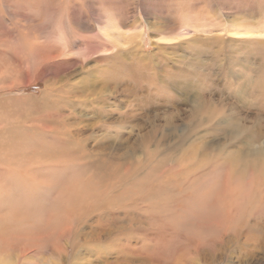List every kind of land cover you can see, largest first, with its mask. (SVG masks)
Returning <instances> with one entry per match:
<instances>
[{"label": "rangeland", "instance_id": "1", "mask_svg": "<svg viewBox=\"0 0 264 264\" xmlns=\"http://www.w3.org/2000/svg\"><path fill=\"white\" fill-rule=\"evenodd\" d=\"M263 26L264 0H0V264H264V35L234 32Z\"/></svg>", "mask_w": 264, "mask_h": 264}, {"label": "bare ground", "instance_id": "2", "mask_svg": "<svg viewBox=\"0 0 264 264\" xmlns=\"http://www.w3.org/2000/svg\"><path fill=\"white\" fill-rule=\"evenodd\" d=\"M115 27H116V25H115L114 21H108L106 26H105V28L103 29V33L100 36V39L103 40L102 43H100L98 40L92 41L93 43H91L92 45H91L90 50L92 52H94V53L100 52V51H104L106 53V52H109L110 50L114 49L115 47H117V44L113 42V35H115V31L113 29ZM237 29L238 30L234 31L235 33H237V35L239 33H241V35H244V36H251V35L263 36L264 35V26L260 27V28L259 27L258 28H248V27H246V28H237ZM61 38H60V36L58 37V39H60L61 42L64 44V42H63V40ZM258 45H259L258 54H259V61L260 62H259V66L257 68V73L259 75V80L258 81H259L260 84H258V83L254 84V86L251 87L252 88L251 92H254V93H255V91L260 92V94H259L260 100H261L262 105L264 106V98H263L264 97V39L262 41H259ZM53 53H51L52 56L54 55ZM110 72L111 71H109V73ZM103 83H104V86H106V87L108 85L116 86L118 84V79L115 78V77H112V78L108 77V79H104ZM83 84L84 83L81 82V85L83 86L84 89L85 88L86 89L89 88V85H83ZM73 92L79 93L80 92V88L79 87H74L73 90H70L69 93H73ZM262 95H263V97H262ZM55 102H56V104L60 103V105L62 103L59 100L54 101V103ZM73 107H74V109H76V106L71 105V108H73ZM56 108H58V107L56 106ZM263 110H264V108H263ZM209 121L213 122V124H214L215 118L213 116H211V117H209ZM211 128H212V125H211ZM213 129H214L215 133L217 134L218 133L217 130L215 128H213ZM62 132H63L64 137L66 138L65 150L70 152V153H72V152L76 153V156H78L81 159H84V157L86 158V160L88 159V162H86V163L89 164L90 166H92L94 168V170H96L98 173L102 174L104 177L110 178L113 175H118L120 177V179L122 180L125 177L126 178L127 177L128 178L131 177L132 175L130 173L134 174V173H136L138 171V168H139V165H140L139 161L133 160V161H128V163L122 164V163H120L118 161L116 162V161L111 160V158L110 159H106V158L92 159L95 155L92 156L91 155L92 153H89V152L86 151V148L83 145V143H85L84 140H82V141H84L83 143L80 142V141H74L73 140V136L69 135L70 131H68L66 129H63ZM231 133H235V132H231ZM254 138L251 140V142L254 143V144H252V148H253V154L256 155V159L254 161H252V162L247 163L246 170H253V172L254 171H258L259 174H260V173L264 172V147H262L261 143L258 142L257 139H254ZM255 144H257V148L254 147ZM151 152L152 151L149 149L148 153L151 154ZM91 156H92V158H91ZM100 157H101V155H100ZM228 161L229 160L226 159L224 165L226 163H228ZM222 162L223 161L221 160V163ZM160 164H161L160 162H157L154 165H158L159 166ZM126 168H130V170L127 171ZM262 178H264V175L262 176ZM228 179L229 178L227 177V180ZM227 190L229 191V187H227ZM119 208L121 209V207H119Z\"/></svg>", "mask_w": 264, "mask_h": 264}]
</instances>
